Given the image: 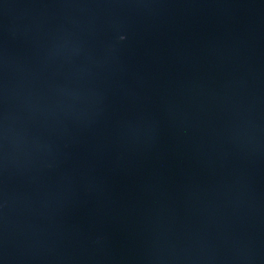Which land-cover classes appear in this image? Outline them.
Wrapping results in <instances>:
<instances>
[{
  "label": "water",
  "instance_id": "water-1",
  "mask_svg": "<svg viewBox=\"0 0 264 264\" xmlns=\"http://www.w3.org/2000/svg\"><path fill=\"white\" fill-rule=\"evenodd\" d=\"M0 264H264V0H0Z\"/></svg>",
  "mask_w": 264,
  "mask_h": 264
}]
</instances>
